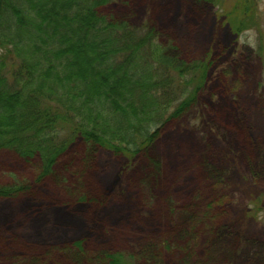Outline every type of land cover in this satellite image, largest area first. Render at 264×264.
Wrapping results in <instances>:
<instances>
[{
	"label": "rangeland",
	"instance_id": "rangeland-1",
	"mask_svg": "<svg viewBox=\"0 0 264 264\" xmlns=\"http://www.w3.org/2000/svg\"><path fill=\"white\" fill-rule=\"evenodd\" d=\"M228 9L229 0L224 2ZM195 0H114L99 13L154 29L210 63L194 106L132 158L72 144L51 173L0 151V264H264V0L233 32ZM73 257L77 260H73Z\"/></svg>",
	"mask_w": 264,
	"mask_h": 264
},
{
	"label": "trees",
	"instance_id": "trees-1",
	"mask_svg": "<svg viewBox=\"0 0 264 264\" xmlns=\"http://www.w3.org/2000/svg\"><path fill=\"white\" fill-rule=\"evenodd\" d=\"M114 0H0V151L51 173L75 142L132 158L194 106L210 63L182 60L154 29L108 19ZM235 33L255 26L256 0H195ZM23 192L0 186V199ZM73 260H77L73 257ZM93 264H131L106 254Z\"/></svg>",
	"mask_w": 264,
	"mask_h": 264
}]
</instances>
